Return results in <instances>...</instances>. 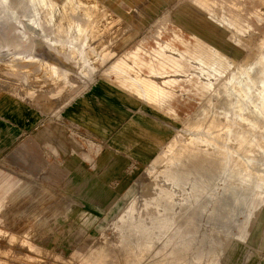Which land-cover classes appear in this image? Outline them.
Returning <instances> with one entry per match:
<instances>
[{
  "label": "rangeland",
  "instance_id": "rangeland-1",
  "mask_svg": "<svg viewBox=\"0 0 264 264\" xmlns=\"http://www.w3.org/2000/svg\"><path fill=\"white\" fill-rule=\"evenodd\" d=\"M232 1L242 15L236 23L251 32L250 35L243 33L242 37L250 43L261 39L264 0ZM7 5L9 11H0V160L9 157L4 163L0 161V168L21 177L25 187L11 199L16 201L14 205L0 204V248L6 249L5 252L0 249V264H49V261L50 264H104L97 259L105 255L112 257L114 264H123L125 252L122 249L132 245L136 249L144 248L146 234L160 235L171 230L172 244L179 248L183 241L179 235L183 224L187 227L184 241L188 255L192 253L198 257L201 264L215 259L226 264H264V190L256 189L253 194L252 188L249 204L237 205L239 210L234 215H229L226 209L220 220L216 219L218 203L215 200L203 211L197 204H191L184 213L183 204H170L159 198L160 210L146 215L140 223L120 221L116 215L131 192H144L145 198L151 199L154 192L147 185L157 176V160L148 163L137 151L134 154L128 148L108 145L109 138L128 120L127 117L111 119L114 130L109 132L107 141L93 132L88 122V110L93 102L90 97L86 98L87 105L79 106L84 110L83 117L77 116L78 109L71 116L58 119L50 113L84 83L101 75L116 56L135 51L139 58L150 59V64L156 67L153 79L178 77L173 82L163 83L173 94L159 103L161 106L142 105L139 99H134L135 95L114 85L108 86L110 94L105 93V96L121 105H128L130 96L134 107L142 105L153 114L154 117L147 116L144 120L138 116L143 122L140 128L151 131L153 139L144 141L142 150L152 158L164 159L159 171L163 167L171 168L169 155L184 139L173 126L180 127L203 101H208L213 94L217 96L215 90L244 53L240 46L230 43L233 34L224 31L217 35L203 30L188 19L182 0H7ZM33 9H37L47 37L28 33L24 14L29 15ZM228 9L224 1L216 0L210 14L221 18ZM231 10L238 11L235 7ZM215 24L218 25H212ZM78 25L92 32L83 31L71 44H65V37L76 35L74 30ZM55 30H61L63 37L62 42L56 44L53 43L57 37ZM22 31L27 37L22 36ZM89 35L91 38L86 41ZM197 38L215 48L204 47L208 64L203 65L205 75L202 78H208L210 85L201 93L195 87L197 77H188L192 68L198 70L191 65L189 56L179 60L176 66L170 60L174 55L169 50L162 54L154 52L165 41L184 50L180 39L193 44ZM15 41H19L18 46L14 45ZM73 48L76 55L70 54ZM76 50L83 52L82 63H78L80 54ZM93 50L108 51L105 55H95ZM215 50L219 55L214 54ZM36 59L54 63L59 70L54 71V76L62 74L63 81L51 82ZM11 63L14 68L8 66ZM30 73L37 78L31 88ZM49 90V94L44 93ZM46 106L50 108L47 110ZM100 110L106 113L108 108ZM170 139L172 148L165 146ZM45 141L56 147V154L42 146ZM79 151L93 157L96 164L92 166L88 159L81 158ZM166 163H169L167 167ZM147 165L152 166L148 169ZM100 185L106 187L108 195L98 206L92 192ZM53 199L55 203L48 204ZM46 214L56 218L46 222ZM122 214L129 216L126 212ZM245 217L251 218V224L240 230L246 222ZM143 228L147 229L144 233L141 232ZM10 235H14L12 241L6 238ZM162 239L161 236L158 242ZM131 240H134L132 244ZM103 249L109 253L102 255ZM175 255L178 257L177 252Z\"/></svg>",
  "mask_w": 264,
  "mask_h": 264
},
{
  "label": "bare ground",
  "instance_id": "bare-ground-1",
  "mask_svg": "<svg viewBox=\"0 0 264 264\" xmlns=\"http://www.w3.org/2000/svg\"><path fill=\"white\" fill-rule=\"evenodd\" d=\"M182 1L185 2L184 12L188 19L199 24L203 30L216 33L217 35L224 31L231 32L233 34V41L230 43L240 46L244 50V53L237 59L232 69L229 70L226 79L215 90L217 96L213 94L209 97L208 101H203L182 122L180 127L173 126L177 133L184 136V139L181 144L174 146L173 154L169 155L171 168L166 169L163 167L159 171L162 168L164 159L159 157L152 158L147 155L146 151L142 150V147H136L137 153L143 160L148 161V163L153 159L157 160V176L147 185L154 193L151 199L148 200L145 198L144 192L141 193L138 190L131 192L128 200L124 202L121 208L119 206L120 210L116 217L120 221L140 223L142 219H146V215L160 210L158 209L161 205L159 198H164L170 204H183L184 213L187 211V207L190 208L191 204H197L201 211H203L206 205L211 204L215 200L218 203L216 219L220 220L223 218L222 216L226 209L229 215H234L239 210V205L249 204L252 193L249 191L252 188H254L253 194L256 189L264 190V35L261 39L254 40L251 43L242 37L243 33L250 35L251 32L243 30L236 23L240 22L242 15L239 7H236L237 5L232 0H222L229 9L227 13L224 11L225 13L222 14L221 18L210 14V9L216 4V0ZM234 7L239 12L231 10ZM0 11H9L7 0H0ZM37 13V9H33L29 15L24 14L26 16L25 22L27 23L26 29L29 31L28 33H35L38 36L44 35L47 37ZM66 17L67 20H71L70 17ZM213 23H217L218 25H212ZM82 26L84 25H78V28L74 30L76 35H72L69 38H67L68 36L65 37L67 39L65 40V44H71L79 35H82L83 31L86 33L87 31L92 32L91 30L82 28ZM214 26H216L215 29ZM55 31L57 32L54 36L56 35L57 37L55 36L56 40L53 43L56 44V42H62L63 37L60 35L61 30ZM22 36L27 37V34L22 31ZM90 36L86 37V41L88 38H91ZM175 37L179 36L176 35ZM194 38L196 37L194 36ZM221 38L226 40L225 37L221 36ZM180 41L185 46L184 50H179L175 46H172L170 42L165 41L160 44L157 42L159 44V50L154 52L162 54L166 50H169L174 55L173 59L170 58V60L176 66L180 64L179 60L182 58L186 59L189 56L191 58V65L193 64L198 70L192 68L188 77L191 78L193 75L197 77L195 87L197 92L201 93L205 86L210 85L208 78V80L202 78L205 75L203 73L205 70L203 65L208 64L206 61V55L208 53L204 50V47L208 49L215 48L201 38L195 39L193 44L191 41L188 42L183 39H180ZM14 45L18 46L19 41H15ZM59 48L61 49V47ZM93 51L95 55H98L102 53L106 54L108 50H102L101 53L95 50ZM77 52L80 54L77 57L78 63L80 61L82 63L83 52L82 50ZM70 54H75L74 48L71 49ZM214 54L219 55L216 50ZM213 59L214 61L216 60V58ZM36 60L43 66V72L47 77L51 78V82L60 81V79L63 81L62 74H56L57 76H54L56 73L54 71L59 72L54 63H48V60ZM2 64L7 65L8 63L6 62L5 64L2 62ZM10 65L14 68L12 63L8 66ZM151 66L155 70L156 67ZM83 69L86 70V67H83ZM32 74L30 73L29 75L31 81L29 88L33 86L32 83H34V80H37L36 76ZM153 78L155 76H152V78L137 76V81L140 83L138 90L144 102L143 105L159 104L168 96H171L173 94L172 89L170 87H164L163 83L173 82L178 77H166V80H163L161 77H157V79ZM11 83L13 85L12 81ZM48 84L45 86L47 87ZM52 91H54V88ZM44 93L49 94L50 90L44 91ZM159 105L161 106V104ZM139 113L141 120H144L147 116H153L144 107L141 108ZM156 119L164 122L159 118ZM173 140L175 139L173 138ZM165 146L172 148V139ZM169 163H166V167ZM151 166L147 165L148 169ZM259 197L261 200V196ZM237 205L238 207H236ZM260 207L261 204L259 203V210ZM125 212L129 216L122 214ZM54 218L56 217H50L46 214V222H49V220L53 221ZM245 219L246 222L241 225L240 230L249 228L251 224V218L245 217ZM185 225H182V232L179 234L183 239L179 244V248L174 247L175 245L173 246L172 244L174 235L171 230L160 235L159 233L146 234L144 248L136 249L132 245L122 249V252H125L122 257L123 264H201L198 257L190 252V255H188L187 243L184 241L185 229H187ZM146 231V228L141 229L143 233ZM161 236L163 239L161 242H158ZM6 238L12 241L14 235ZM133 242L134 240H131V244ZM0 249L4 252L6 250L2 247ZM12 251L15 250L12 249ZM12 251H9V253H15ZM102 252V255H104L109 253V250L103 249ZM175 252L178 253V257H176ZM17 258L20 259L19 256ZM99 259L101 258H98L97 262L114 264L112 257L110 258L109 255H105L101 260ZM215 260L214 262L210 261L206 264H226L221 259Z\"/></svg>",
  "mask_w": 264,
  "mask_h": 264
},
{
  "label": "crops",
  "instance_id": "crops-1",
  "mask_svg": "<svg viewBox=\"0 0 264 264\" xmlns=\"http://www.w3.org/2000/svg\"><path fill=\"white\" fill-rule=\"evenodd\" d=\"M139 56L140 55L135 51L122 53L116 56V58L111 60L112 63L110 62L111 64L109 67L102 71L101 75L90 82L84 83L82 88L74 92L66 101L64 98V100H62L63 102H61L58 107L50 111L51 115L58 119L64 116H71V113H75V109H78L76 113L77 116L83 117L84 110L79 106L83 107L87 105L86 98L90 97L93 99L92 105L89 106L88 110V122L91 130L107 141L109 132L112 133L114 130V127L111 125V119H123L127 117L128 120L109 138L108 145L112 147L118 146L128 148L130 153H135L136 147H142L144 141L153 140L151 131L140 128L143 122L138 119V116H140L139 111H141L144 102L138 90L140 83L137 81V76L152 78L154 73L150 64V59L148 60L144 57L139 58ZM109 85H114L123 92L127 91L132 93L133 96L135 95L134 99H139L142 105L134 107V101L130 96L128 97V105L127 103L124 105L116 104L105 96V93L110 94ZM76 88L77 87L74 89ZM104 107L108 108L106 113H102L100 110ZM46 108L48 110L50 107L48 108L46 106ZM42 146L55 154L57 153L56 147L49 141L43 142ZM133 146H135L134 150H130ZM74 151L76 150L72 149V152ZM16 152H18V149ZM78 153L81 158L88 159L92 166L96 164L94 158L87 155L84 151H79ZM8 157L9 156H6L1 159V163L8 161ZM21 181V177L14 175L10 170L0 168L1 205L15 204L16 201L12 202L11 199L17 197L20 191L25 187ZM92 194L96 196V204L101 206L102 202L107 198L108 190L103 185H100ZM55 201L56 200L53 199L48 204H54ZM32 204L46 205L43 203Z\"/></svg>",
  "mask_w": 264,
  "mask_h": 264
}]
</instances>
